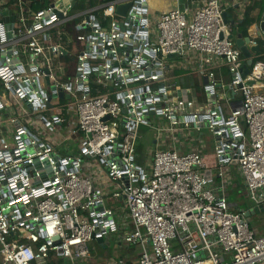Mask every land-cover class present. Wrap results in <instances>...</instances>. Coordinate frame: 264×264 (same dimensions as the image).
Here are the masks:
<instances>
[{
	"label": "built area",
	"instance_id": "obj_1",
	"mask_svg": "<svg viewBox=\"0 0 264 264\" xmlns=\"http://www.w3.org/2000/svg\"><path fill=\"white\" fill-rule=\"evenodd\" d=\"M150 2L111 0L72 13L78 0H50L38 12L34 0H2L0 264H79L112 232L138 251L134 264H264V235L227 195L223 173L237 165L245 193L264 207V60L244 75L223 0H188L152 16ZM73 20L75 43L65 30ZM76 44L72 69L64 58ZM196 54L205 102L170 77L171 59L188 64ZM221 66L240 96L226 95L227 114ZM153 117L168 122L159 130L174 142L176 133L197 138L207 129L215 170L198 148L167 141L140 163Z\"/></svg>",
	"mask_w": 264,
	"mask_h": 264
},
{
	"label": "crops",
	"instance_id": "obj_2",
	"mask_svg": "<svg viewBox=\"0 0 264 264\" xmlns=\"http://www.w3.org/2000/svg\"><path fill=\"white\" fill-rule=\"evenodd\" d=\"M151 2L154 5H158L157 12L155 14H158L162 11L173 9L177 7L178 5L183 6L185 3H188V0H151ZM150 2V4H151ZM224 3V9L226 13V18L228 21L233 23V33L236 36L234 39L237 38V36H240L241 38H247L251 36V41L257 42L258 39H261L264 41V31L260 28V22L262 20V16L264 15V0H223ZM87 4H89V0H87ZM247 19H251L250 24L246 26L245 21ZM260 32V34H259ZM261 46V45H260ZM262 53V47L260 53H254L253 57L254 60L261 59L259 58ZM264 54V53H263ZM74 56V53H72ZM262 60V59H261ZM172 63V72H170L171 79L176 82L178 90L185 93L187 91H190L191 95L195 97L199 102H205L207 101V95L205 93L204 84L205 79L203 77V74L199 72V66H201L200 58L198 57V54L192 55L188 59V64L185 61V64H179L178 59H171ZM246 63V61H245ZM244 63V64H245ZM71 68L73 69L75 67V63H71ZM216 78L220 82L219 84V90L221 92L219 99L221 100V104L224 107L225 113L230 112V104L226 101V95L231 99V102H237L240 100V96L238 94H234L231 90L229 91L228 84L231 81V75L229 73V70L226 66H221L216 70ZM203 133H200L197 137L199 141L203 140ZM211 137V136H210ZM213 146L212 153L210 154L209 158L208 156L203 153L204 159L206 163L209 166H212L213 170L216 167V161H215V155H214V138L211 137ZM156 141V140H155ZM153 141V143L156 144V142ZM190 147V146H189ZM211 162V163H210ZM229 166H236L235 164H231ZM237 172L239 174L238 168ZM218 186L220 184V181L217 180ZM230 184L228 183V191L227 195L230 197L232 194H234V189L236 188L235 182H233V179H229ZM242 188L245 192V185L243 183ZM231 199V197H230ZM235 205H238L237 202L233 201ZM255 206L253 204V209ZM249 209L248 211H250ZM245 211V210H244ZM246 212V211H245ZM261 216L264 217V211L255 212L250 214V219L252 222V218L255 216ZM257 231L264 235L258 228H256ZM97 243H99L97 241ZM100 244V243H99ZM129 248V247H127ZM130 249H133L132 247ZM127 255V254H126ZM128 256V255H127ZM137 258H135V254H131V258L129 259L128 264H134L136 263Z\"/></svg>",
	"mask_w": 264,
	"mask_h": 264
},
{
	"label": "rangeland",
	"instance_id": "obj_3",
	"mask_svg": "<svg viewBox=\"0 0 264 264\" xmlns=\"http://www.w3.org/2000/svg\"><path fill=\"white\" fill-rule=\"evenodd\" d=\"M55 1V0H51ZM2 0H0L1 4ZM46 2H50V0H46ZM83 0H78V4L75 7V10L72 11V13H78L81 11V5ZM151 9V16L154 15L155 12H157L158 5H154L152 2L150 4ZM69 59V58H68ZM68 64H71V61H66ZM204 102V101H203ZM153 125L149 127H145L144 132L142 133L141 143L139 146V161L140 163L144 160L149 159V152L152 149H161L166 147L167 144L166 141L169 142V146L174 147L177 143V146L179 145V149L183 150L186 145H190V147L198 148L200 151L205 153L208 158L210 154L212 153L213 146L211 145L212 139L209 136V132L207 129H203L202 133L203 140L199 141L197 138L192 137L189 135V138L185 137L183 135L182 138L178 137V133H176L177 141H173L174 134L172 131H161L159 129H163L164 127L168 126V122L165 120H162L160 118L153 117L152 118ZM158 134V141L157 143H153V141L157 140V134ZM156 142V141H155ZM72 144V143H71ZM175 144V145H174ZM73 147V145H71ZM76 146V145H75ZM211 163V162H210ZM223 173L228 179H233V182L236 184V188L234 189V194H232L231 201H235L238 203L236 207L238 210H245L248 211L253 207V202L249 199L247 194L244 192L243 181L242 178L239 176L237 172L236 166H227L223 168ZM122 203L120 200L113 201L112 205L114 209L117 211L118 214H122L123 207L121 205ZM236 210V211H238ZM255 216L252 218V224L255 228H258L260 232L264 234V217L261 216ZM118 234L119 232H112L110 235L105 239V242L103 243H97L96 241H93L91 243V249H92V257L90 259H85L79 262V264H107L113 257H124L127 256V258H131V254H135V258L138 257V251L135 250V248L130 249L125 247V245H120L118 243ZM119 254V255H118ZM127 254V255H126Z\"/></svg>",
	"mask_w": 264,
	"mask_h": 264
},
{
	"label": "water",
	"instance_id": "obj_4",
	"mask_svg": "<svg viewBox=\"0 0 264 264\" xmlns=\"http://www.w3.org/2000/svg\"><path fill=\"white\" fill-rule=\"evenodd\" d=\"M88 6H89V4H87V7ZM130 6H131L130 3L118 6L117 14L125 15L126 11L130 8ZM224 17H225V20L227 22L228 19L226 18V13H224ZM260 28H261V30L264 31V15L262 16V20L260 22ZM259 34H260V32H259ZM231 37L235 38L236 36L233 34ZM235 41H236L237 47L240 49L243 57L246 60V63L243 65V73H244V75H247L250 71L251 66L254 63L253 54L254 53H260L261 52V46L259 44H252L251 43V36H249L247 38H241L240 36H237ZM170 57H176V55H170ZM60 96L62 98L63 94H61ZM260 211H262V212L264 211L263 206L254 207L250 211H246V215L249 217L251 213L260 212ZM98 242L103 243L104 241H103V239H99Z\"/></svg>",
	"mask_w": 264,
	"mask_h": 264
},
{
	"label": "trees",
	"instance_id": "obj_5",
	"mask_svg": "<svg viewBox=\"0 0 264 264\" xmlns=\"http://www.w3.org/2000/svg\"><path fill=\"white\" fill-rule=\"evenodd\" d=\"M109 1H111V0H89V6L90 7H97V6L101 5V4L107 3ZM48 4H49V2L40 3L39 0H34V3L32 4V11L33 12L41 11V10L45 9L46 7H48ZM86 4H87V0H83L82 5H81V10L86 8ZM11 7L13 8V5H11ZM96 15L99 16V13H96ZM250 22H251V19H247V21H245L246 26H248V24H250ZM76 23H77V20H73V21L69 22V24L65 28V30L67 31V33H68V35L71 38L73 43H75L78 34L81 33V31H79L76 28V26H75ZM258 43H260V45L262 47V53H261V55H259L260 56L259 58L264 60V54H263L264 53V41L261 40V39H258ZM79 49H80L79 44H76V48L73 51L74 52V56L73 55L66 56L64 58L65 61H67V60L69 61L70 60L71 63L74 64L75 63V54L78 53Z\"/></svg>",
	"mask_w": 264,
	"mask_h": 264
}]
</instances>
